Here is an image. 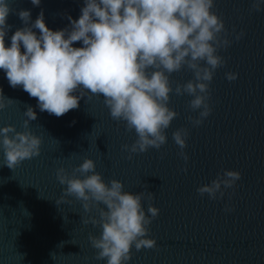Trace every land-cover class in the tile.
I'll return each mask as SVG.
<instances>
[{
  "label": "water",
  "instance_id": "1",
  "mask_svg": "<svg viewBox=\"0 0 264 264\" xmlns=\"http://www.w3.org/2000/svg\"><path fill=\"white\" fill-rule=\"evenodd\" d=\"M250 3L215 0L213 10L224 19L232 43L219 51L227 63L211 82V114L193 127L187 119L198 115L188 106L192 97L173 91L168 106L178 116L166 129L167 143L133 153L132 159L122 145H131L136 134L111 118L102 96L85 91L79 108L56 117L41 112L36 98L22 87L12 88L0 69V89L16 101L0 110V127L13 124L23 131L24 111L32 106L37 118L29 128L42 138L40 155L14 170L3 165L0 149V264H107L106 259H95L97 250L88 239L89 233L100 234V226L82 222L86 216H98L97 210L85 213L74 197H68L72 203H55L64 187L56 169L64 166L71 172L85 157L95 161V170L106 182L115 178L125 191L154 193V199L144 198L142 205L146 215L149 203L160 209L148 233L157 247L137 251L133 245L127 264H264V11L250 12ZM10 4L7 23L12 27L6 46L25 26L19 10H31L30 23L43 10L46 25L59 30L70 25L69 16L80 17L84 0H41L38 7L31 0ZM241 30L244 35L236 40ZM73 46L81 47L82 42ZM229 71L238 73L234 81L227 80ZM192 78L186 67L172 73L173 90ZM181 127L190 130L184 149L187 162L172 137ZM223 169L242 174L231 199L232 189L219 200L200 196L196 189ZM226 204L234 210L226 212Z\"/></svg>",
  "mask_w": 264,
  "mask_h": 264
},
{
  "label": "clouds",
  "instance_id": "2",
  "mask_svg": "<svg viewBox=\"0 0 264 264\" xmlns=\"http://www.w3.org/2000/svg\"><path fill=\"white\" fill-rule=\"evenodd\" d=\"M31 3L38 7L41 0ZM214 8L215 0H84L80 17L69 16L70 25L59 30L46 25L43 10L30 23L31 10L21 9L17 14L25 26L12 34L10 46H6L5 37L12 27L7 18L13 9L10 0H0V69L12 88L22 87L36 98L41 112L56 117L79 108L85 91L102 96L111 118L123 121L126 130L136 134L131 145H122L127 158L132 159L133 153L160 149L167 143L166 129L178 116L168 106L173 91L192 97L188 106L198 115L187 119L193 127H199L211 114V82L216 70L227 63L219 51L232 43L224 19ZM249 11H264V0H251ZM33 29H38L39 35ZM243 35L241 30L235 39ZM76 42L82 46L74 47ZM185 67L193 78L177 83L173 90L171 74ZM225 76L234 81L238 73L229 71ZM14 102L0 89V110ZM24 115L23 131L13 124L0 127L3 165L12 170L41 152L42 138L29 128L37 114L27 106ZM189 134L185 127L172 133L180 149L178 155L185 162L189 159L184 151ZM95 169V161L88 157L71 172L58 167L56 179L64 187L55 203H72L68 197H74L85 213L95 208L98 216L82 219L84 224L101 228L98 236H88L97 250L95 259L127 264L133 245L137 251L157 247L148 233L160 209L149 203L150 215H146L142 200H153L154 193L125 191L121 180L106 182ZM241 175L239 170L223 169L196 191L219 200L232 189L228 193L231 199ZM233 210L225 205L226 212ZM51 255L54 259V253Z\"/></svg>",
  "mask_w": 264,
  "mask_h": 264
}]
</instances>
